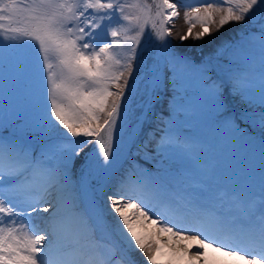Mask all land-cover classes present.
<instances>
[{
	"label": "snow or ice",
	"instance_id": "snow-or-ice-1",
	"mask_svg": "<svg viewBox=\"0 0 264 264\" xmlns=\"http://www.w3.org/2000/svg\"><path fill=\"white\" fill-rule=\"evenodd\" d=\"M181 7L0 0V264H264V172L221 158L264 157V0Z\"/></svg>",
	"mask_w": 264,
	"mask_h": 264
},
{
	"label": "rangeland",
	"instance_id": "rangeland-1",
	"mask_svg": "<svg viewBox=\"0 0 264 264\" xmlns=\"http://www.w3.org/2000/svg\"><path fill=\"white\" fill-rule=\"evenodd\" d=\"M152 3V0L150 1ZM183 6L181 7V16L175 19L174 33H182L187 29V23L182 15L183 11L188 7L197 6V0H178ZM238 32H241V28L238 25H229L223 32L216 34L214 38L206 39L205 41L195 42L192 40L186 41L181 46V51L187 52L190 56L197 60L203 57H209L214 52L216 47L224 41L233 39ZM107 38V37H105ZM177 43H179L177 41ZM14 96L11 94L10 88L5 78L4 71L0 67V113L12 103ZM221 154L222 161L225 164L227 170L243 169L246 172H252L255 174L257 180H259L261 173L264 172V157L261 155L259 147L242 146L237 149L228 150ZM225 174H228V171ZM113 221V220H112ZM115 226V222L113 221ZM162 239H165L164 237ZM136 259L142 264L141 257L138 253L135 254Z\"/></svg>",
	"mask_w": 264,
	"mask_h": 264
},
{
	"label": "bare ground",
	"instance_id": "bare-ground-1",
	"mask_svg": "<svg viewBox=\"0 0 264 264\" xmlns=\"http://www.w3.org/2000/svg\"><path fill=\"white\" fill-rule=\"evenodd\" d=\"M114 228H115V226H112L111 229H110V235H112L113 238L115 237ZM164 238L166 239V237H164ZM173 243L177 244V245H180L181 248H184V247L187 246V242H181V241H179L178 239H175V238L173 239ZM173 250H176V249H173Z\"/></svg>",
	"mask_w": 264,
	"mask_h": 264
}]
</instances>
